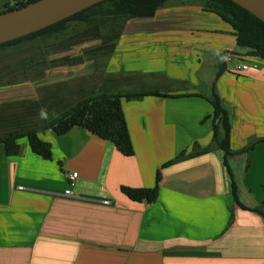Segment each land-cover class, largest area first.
Returning <instances> with one entry per match:
<instances>
[{
	"label": "crops",
	"instance_id": "1",
	"mask_svg": "<svg viewBox=\"0 0 264 264\" xmlns=\"http://www.w3.org/2000/svg\"><path fill=\"white\" fill-rule=\"evenodd\" d=\"M170 4L154 18L77 23L100 31L97 60L86 58L90 91L105 82L113 93L147 94L124 101L135 154L126 157L84 129L66 141L46 132L51 160L32 153L26 140L16 157L0 145V264H264V217L235 204L222 150L163 168L183 151L212 144L213 93L228 104L234 151L264 138L245 132L253 99L232 100L245 96L234 93L232 74L240 75L238 65L230 67L235 59L257 63L248 75H264V62L247 56L231 26L199 3ZM75 138L85 147L81 155L68 150ZM241 155L229 158L242 181L240 201L264 212V175L247 181L250 166L241 175ZM158 170L156 203L124 196L122 187L153 188ZM64 190L75 196L58 195Z\"/></svg>",
	"mask_w": 264,
	"mask_h": 264
},
{
	"label": "trees",
	"instance_id": "2",
	"mask_svg": "<svg viewBox=\"0 0 264 264\" xmlns=\"http://www.w3.org/2000/svg\"><path fill=\"white\" fill-rule=\"evenodd\" d=\"M40 0H13V4L3 3L0 14L23 8L31 3ZM172 0H105L89 9L65 19L59 23L32 33L25 37L3 43L0 51L7 49L17 50L25 44L38 45L40 38L54 33L65 31L69 23H86L96 19L119 21L122 19H147L154 18L157 12L167 7ZM199 3L202 9L220 18L227 23L234 31L237 45L247 49V56L259 59L264 62V22L251 12L242 8L232 0H194ZM15 3V4H14ZM8 51L4 52L6 54ZM2 54V53H1ZM1 56H5L4 54ZM94 91H85L72 106L63 111L60 115L48 121L43 126H27L0 134V145H3L8 157L19 155L21 142L26 140L32 153L44 160L52 159V144L42 138V132H52L56 136L68 133L74 127H83L91 134L101 140L113 143L115 149L126 157L135 154L130 131L125 117L124 101L139 100L146 96V93H113L105 88ZM188 95H178L185 97ZM208 101L213 108V137L212 144L206 148L194 147L191 152L183 151L175 159L166 163L168 167L198 156L206 155L213 150H222L225 155L224 165L228 170L231 179L232 198L237 206L243 210L257 213L264 217V212L250 208L240 201L242 181L232 170L229 158L247 153L253 149L255 144L264 142V138L251 143L245 149L234 151L232 148L233 121L229 110L225 107L218 94L213 93ZM162 172L156 173V182L153 188H131L122 187V193L133 202H146L154 204L160 195V184ZM264 205V198H263ZM231 224L234 221V211L231 209Z\"/></svg>",
	"mask_w": 264,
	"mask_h": 264
},
{
	"label": "rangeland",
	"instance_id": "3",
	"mask_svg": "<svg viewBox=\"0 0 264 264\" xmlns=\"http://www.w3.org/2000/svg\"><path fill=\"white\" fill-rule=\"evenodd\" d=\"M184 1L192 2V0H172L170 5L172 3L178 5L179 2ZM2 2L13 4V0H0V9L3 7ZM172 13L179 15L180 12L175 9ZM80 27L83 26L69 23L65 31L41 37L38 45L25 44L17 50L10 51L12 48H9L0 51L1 55L8 51L5 56L0 57V134L27 126H43L72 106L86 90L90 92L89 77L86 75L88 74L86 68L89 67L90 62L86 66V58L90 57L88 60L94 62L97 60L94 57L99 55L98 44L95 43L100 41V31ZM107 30L109 31L106 35L109 36L111 29ZM111 38L116 37L106 39ZM102 44L112 45L113 42L108 44L104 41ZM231 57L227 55L226 61ZM239 64H242L241 60L235 59L230 63V67L234 68ZM238 73L241 77L232 74L234 77L232 88L234 93L241 90L245 99L239 94H234L232 100L235 99L236 104L248 103V93L253 99L252 111H248V125L245 126V132L253 130L264 135V75H248L251 72ZM256 99H259L261 105L257 104ZM226 108L228 109V104ZM240 124L239 120L236 131L241 135ZM76 129L84 128L74 127L68 133L56 137L62 140ZM45 134L47 133H41L42 138H45ZM105 142L113 145L109 141ZM250 144L251 142L248 146ZM67 146L70 152L77 155L83 154L85 150L76 138L69 139ZM241 161L243 163L241 175H245L246 169L250 166L247 181L254 177L259 182L264 175V145L255 144L253 149L241 155ZM258 190L257 188L255 191V198L262 196L263 192L259 190L258 193Z\"/></svg>",
	"mask_w": 264,
	"mask_h": 264
},
{
	"label": "water",
	"instance_id": "4",
	"mask_svg": "<svg viewBox=\"0 0 264 264\" xmlns=\"http://www.w3.org/2000/svg\"><path fill=\"white\" fill-rule=\"evenodd\" d=\"M103 1L40 0L0 14V45L38 32ZM232 1L264 22V0Z\"/></svg>",
	"mask_w": 264,
	"mask_h": 264
},
{
	"label": "built area",
	"instance_id": "5",
	"mask_svg": "<svg viewBox=\"0 0 264 264\" xmlns=\"http://www.w3.org/2000/svg\"><path fill=\"white\" fill-rule=\"evenodd\" d=\"M258 68V64L257 63H253V64H242V65H238L236 67V69L238 71H250V70H255ZM78 178V174L74 173L70 176V180L72 182V185H74V182L76 181V179ZM58 195L63 196V197H74V193L71 190H64L61 191L60 193H58Z\"/></svg>",
	"mask_w": 264,
	"mask_h": 264
},
{
	"label": "clouds",
	"instance_id": "6",
	"mask_svg": "<svg viewBox=\"0 0 264 264\" xmlns=\"http://www.w3.org/2000/svg\"><path fill=\"white\" fill-rule=\"evenodd\" d=\"M15 4V3H14ZM243 64V63H242ZM242 64H239V65H242ZM245 64H248V63H245ZM237 70V69H236ZM238 71V70H237ZM239 72H243V71H239ZM246 72H248V71H246Z\"/></svg>",
	"mask_w": 264,
	"mask_h": 264
}]
</instances>
